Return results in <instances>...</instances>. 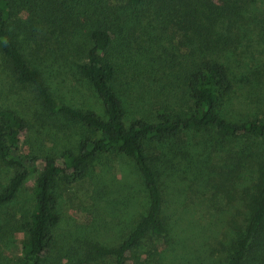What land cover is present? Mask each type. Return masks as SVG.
<instances>
[{"label": "trees", "instance_id": "16d2710c", "mask_svg": "<svg viewBox=\"0 0 264 264\" xmlns=\"http://www.w3.org/2000/svg\"><path fill=\"white\" fill-rule=\"evenodd\" d=\"M122 1L126 8L110 0H0V65L9 78L8 93L25 90L43 116L67 121L78 130L75 143L61 151L25 153L32 122L0 101V166L13 170L0 188V207L13 202L31 174H37L34 213L24 225L28 237L20 247L21 264H45L55 247L53 228L61 219L59 182L85 179L96 159L112 153L133 162L149 206L119 244L93 243L88 250L114 264L140 259L138 251L169 231L166 164L171 159L153 154V146L170 145L191 131L215 133L224 141L248 140L237 150H226L217 163L208 143L206 156L197 163L174 145L167 148L183 155L198 172H206L223 192L240 170L256 169L250 217L225 264H264V118L237 122L221 112L236 88L230 47L233 30L244 20V0ZM134 27L147 35L142 55L150 62L157 59L163 69L162 77L154 79L158 89L149 104L143 94L133 97L122 81L119 58L130 46L126 42L134 37ZM60 57L88 83L100 110L58 100L47 73Z\"/></svg>", "mask_w": 264, "mask_h": 264}, {"label": "rangeland", "instance_id": "374dc122", "mask_svg": "<svg viewBox=\"0 0 264 264\" xmlns=\"http://www.w3.org/2000/svg\"><path fill=\"white\" fill-rule=\"evenodd\" d=\"M110 1L120 2L126 8L122 0ZM125 13L130 15L129 9ZM242 14L244 20L233 30L230 47V64L236 88L221 109L224 117L237 122L252 117L264 118V0H244ZM133 33L134 37L126 42L130 46L119 58L122 81L128 83L133 97L143 94L149 104L158 89L153 85L154 79L162 77L163 69L157 59H152L151 63L141 53L147 35L139 27H134ZM125 36H129L127 31ZM150 63L152 74L148 67ZM54 64L47 74L58 100L81 108L100 110L99 100L75 67L65 57L58 58ZM8 84L9 78H6L0 65L1 103L17 108L32 122L23 146L25 153L58 152L75 143L78 133L75 126L43 116L31 95L21 89L8 93ZM5 89L7 97L3 99ZM145 102L143 106H146ZM247 142L246 139L224 141L215 133L191 131L181 139L171 141L170 145L153 146V154H165L171 159L166 164L165 214L169 231L165 237L153 241L150 247L138 251L140 259L132 257L131 264L226 263L234 241L245 230L250 217L256 169L249 166L240 170L233 185L223 192L210 182L206 172H198L197 167L183 155L175 154L167 147L174 145L176 150L186 152L189 159L197 163L206 156L205 145L208 143L207 150L211 151L214 155L212 160L217 163L226 150H237ZM12 173L11 168L0 166V188L8 182ZM36 178L37 174L32 173L18 197L0 207V264L22 262L20 247L28 237L24 225L34 213ZM57 193L61 219L53 228L56 243L45 264H114L111 258H96L89 253V245L119 244L149 206L135 165L129 158L117 153L96 159L91 172L83 180L72 184L61 180Z\"/></svg>", "mask_w": 264, "mask_h": 264}]
</instances>
